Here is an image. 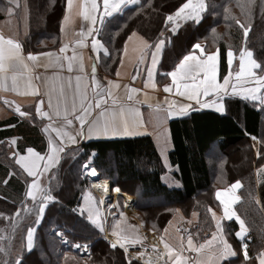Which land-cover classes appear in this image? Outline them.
Wrapping results in <instances>:
<instances>
[{
  "label": "trees",
  "instance_id": "obj_1",
  "mask_svg": "<svg viewBox=\"0 0 264 264\" xmlns=\"http://www.w3.org/2000/svg\"><path fill=\"white\" fill-rule=\"evenodd\" d=\"M65 1L55 0L52 3V0H23L28 30L19 43L24 53L46 52L58 48ZM244 2L245 0H206L209 8L200 24L184 22L176 35L166 33L171 43L166 42L163 48L157 82H166L161 73L171 70L173 63L178 62L177 54L182 56L196 42L203 44L208 51L217 48L220 50L222 56L219 77L222 80L227 72L226 57L223 55L225 50L230 46L238 51L241 46H245L242 30L234 24L231 16L251 23L246 46L253 51L254 58L264 56V15L259 9V0L250 17L243 15L237 6ZM148 3L149 0H138L137 5L125 7L122 12L107 18L100 25L98 38L111 53V58L100 56L98 68L104 75L114 76L122 53L118 50L123 49V43L132 31L143 36L149 43H154L159 30L163 28L164 16L168 11H174L176 0H151L152 7H148ZM20 5L12 14L17 18L23 10L22 4ZM9 6L8 0H0V20L8 16L4 9ZM225 7L229 8L227 20ZM213 28L215 34L211 31ZM225 107L223 115L211 111L191 112L169 122L172 141V149L168 153L172 168L170 176L178 186L163 181L166 170L149 136L88 141L72 147L80 149L77 160L72 159L71 153L63 155L60 164L51 170L57 177L51 186L53 195L59 202L49 204L38 226L34 224V214L21 211L15 232L12 226L9 235L13 251L19 249L27 227L32 226L36 229L34 248L31 252L24 253L27 264H81L83 257L79 249L71 247L75 242L89 245L87 264H128V259L119 247L111 249L104 240L103 233L71 211L81 201V194L87 184V179L81 178L79 165L95 150L93 164L100 177L110 180L113 187L119 186L121 193L135 198V209L140 221L149 232L157 235L162 234L175 210L180 209L185 216H189L191 212L198 213L193 237L196 241L203 240V237L214 230L208 209L217 208L215 192L240 180L242 187L238 194L241 201L235 206V211L246 222L248 240L244 242L248 244L250 257H255L258 250L264 249V176L259 177V182H256L254 173L264 160H259L253 151L251 137L264 139V111L240 98L225 99ZM9 122L13 120L0 122V127ZM23 131L29 137L24 140L21 150L26 145L38 143L34 130L23 128ZM10 134L11 132H0V139ZM258 147L261 145L257 144ZM0 149L6 152L10 150L7 146ZM212 150L216 152L218 160L208 157ZM39 151H43V148L39 147ZM8 172L13 175L5 185L3 180ZM26 180L9 154L0 159V216H12L15 219L14 214L25 198ZM249 191L260 201L259 204L249 197ZM224 225L231 229L228 239L238 251L237 257L224 264H244L239 241L234 236L238 230L237 223L231 220L224 222ZM54 230L64 232L69 243H62ZM4 243L7 244L8 241ZM1 258V264L4 259H8L3 256H0V260ZM132 264L140 263L132 260Z\"/></svg>",
  "mask_w": 264,
  "mask_h": 264
},
{
  "label": "snow or ice",
  "instance_id": "obj_2",
  "mask_svg": "<svg viewBox=\"0 0 264 264\" xmlns=\"http://www.w3.org/2000/svg\"><path fill=\"white\" fill-rule=\"evenodd\" d=\"M8 3L11 6L4 11L11 17L14 9H19L21 5L19 0H8ZM52 3H55V0H52ZM137 3L138 0H99V2L98 0H66V8L60 25L61 33L67 34L76 15L87 22L86 25H81L78 33H74L71 56L67 55V52L69 43L72 42L64 43L61 41L58 52L42 51L36 54L29 52L25 57L22 45L17 40L10 37L5 38L4 35L0 34V90H11L21 95L36 97L37 102L34 105L36 117H39L41 121L44 119L48 121V123L43 124L41 129L47 138L46 149L43 154L30 146L22 151L11 152V158L15 165H18L27 174V177L31 178L30 182L26 180L25 198L21 201V207L17 208L14 214L13 232H15V225L20 219L21 211L34 214V224L38 226L49 204L59 202L57 197L53 195L51 185L57 177L51 170L60 164L63 155L71 153L72 159L77 160L80 149L69 146L78 145L81 140L94 137L133 136L138 134L139 129L146 127L143 116L137 107L138 104L147 103L148 108L152 109L151 116L154 124L161 129L162 119L186 116L194 110L192 102L200 109H214L223 115L226 112L225 98L239 97L251 102L258 110L264 111V56L254 58L253 51L246 46L251 23L247 20L242 22L236 16H231V20L242 30L245 46H241L238 51H234L230 46L225 50L223 55L226 57L227 72L222 76V80L218 78L222 56L220 50L217 48L214 51H208L203 44L196 42L182 56L180 53L177 54L178 62L173 63L171 70L161 73L166 81L170 78V82L163 84V93L168 95L164 97L163 101H156L155 104L149 102L148 92H144V100H140L138 96L134 97L133 94L139 93L141 89L129 88L128 85H121L113 80H108L106 84L97 80V63L101 58L99 55L95 58L90 57L93 59L90 84L84 82L83 76H77L76 88L71 96L69 95V90L72 89L71 76L68 77L66 83L61 78L58 86L55 82L51 85L45 82L44 91H41L39 86L33 83L34 80L41 79L40 76L33 74L32 69L36 66L45 69L49 67L64 69L66 65L68 73H72L75 66L81 73H84V57L82 53L77 52V48L87 47L89 38L91 39L92 52H102L104 57L111 58L109 48L102 43L100 38H97L101 32V28L96 27L97 22L103 25L107 18H112L114 14L122 12L126 6ZM147 6L152 7L151 0ZM237 6L240 7L243 15L250 17L252 10L257 7V0H245L244 3H238ZM258 6L261 14L264 15V0H259ZM173 8L174 11H168L164 16L163 28L159 30V35L154 43H149L143 37L138 36L135 31H132L127 40L124 41V48L118 50L126 53L129 41H139L142 45L138 50L140 63H144L145 57L149 51L151 52V63L147 67V79L144 81L145 89H157L154 72L159 63L158 57L166 42L171 43L166 33L176 35L184 22L192 21L200 24L209 4L206 3V0H176ZM224 12L226 13L225 19H229V15H227L229 8L225 7ZM211 31L215 34V28ZM197 50H199L198 53ZM41 57L46 58L47 62L30 63L37 62ZM237 57L238 66L233 67ZM120 62L123 64V58ZM137 75H139L138 72ZM117 76H119L118 71ZM132 79L135 80L136 75H133ZM9 80L11 81L10 88ZM121 87L125 89L123 97L115 91ZM89 88L92 90L91 96H89ZM173 95L183 98L188 103L169 99ZM44 97H47V110L44 107ZM109 101H111L110 105ZM4 103L14 106V111L21 118L33 119L31 113L21 110L20 105L7 99L4 100ZM157 136L164 167L171 169L166 155L171 146L169 138L166 132L162 130L157 132ZM251 139L256 142L253 147H256V144L261 145L256 149V156L259 160H264V139L257 140L255 136H252ZM10 143L15 146L17 140L13 138ZM95 155V150H93L79 165L85 176H98L97 167L93 164ZM12 175V172L8 173L9 177ZM256 176L258 182L259 177L264 176V163H260L256 168ZM3 183L6 185L8 180L5 179ZM96 187L102 189L104 193L109 191L108 182L97 184ZM241 187V181L236 180L224 187L223 190L215 192V199L223 208V216L217 218L212 209H208V212L212 213V220L215 221V230L210 237H203L202 243H194V238L190 233L187 235L186 246L183 236L179 238L177 244H170L161 236L158 243L152 245V251L157 253L156 264H160L161 260H163V264H224L230 258L237 257L238 251L228 239L231 229L221 223V220L224 219L229 221L234 219L238 224V230L235 231L234 236L239 241V250L243 253L244 264H257V262L264 264V250H258L255 257H250L248 244L244 242L248 227L245 220L233 208L235 204L241 201V197L237 195V190ZM113 191L120 193L121 189L116 186ZM248 195L255 203H260L251 191ZM28 201H31V207H29ZM102 203L103 199L97 201L91 191L84 190L81 194V201L71 211L86 219L100 233H105L107 231L105 223L98 210L99 204ZM176 211L179 212V209ZM118 215L120 219L115 220L111 226V237L105 235L104 239L108 241L111 249L117 247L122 249L128 259V264H132L133 255L142 259L144 253L138 250L133 254L129 252V248L137 244H141L143 247V242L146 241L147 237L137 235L136 226H122L126 217L123 212H119ZM196 215V212L192 213L193 217ZM171 223L169 221V225ZM35 231V227H27L20 247L15 252L11 244V237L0 235V256L8 257V259L3 260V264H27L24 253L33 250ZM54 231L62 243H69L64 232ZM176 231L179 233L181 230L177 229ZM184 231L187 232V229ZM164 232H168V228H165ZM5 241L8 243L5 244ZM159 244H163L167 259H164L163 253L157 252ZM71 247L86 251L89 245L75 242L71 244ZM185 251L199 254L198 258L190 262L183 255ZM146 264H153V262L149 260Z\"/></svg>",
  "mask_w": 264,
  "mask_h": 264
},
{
  "label": "crops",
  "instance_id": "obj_3",
  "mask_svg": "<svg viewBox=\"0 0 264 264\" xmlns=\"http://www.w3.org/2000/svg\"><path fill=\"white\" fill-rule=\"evenodd\" d=\"M98 2H99V0H98ZM137 4H130V5L126 6V7L135 6ZM65 8H66V1H65ZM64 12H65V10H64ZM64 12H63V15H64ZM23 15H26V11L21 13L20 17H22ZM63 15H62V18H63ZM62 18H61V21H62ZM61 21H60V25H61ZM86 24H87V22L83 21L82 17H80L79 15H76L74 17V19H73L72 25L70 26V30L67 32L66 35L61 33L60 27H59V34H60L59 46H58L57 49L52 50V51L58 52V49L61 46V41H63L64 43L72 42V43H69V49H68V52H67V55L71 56L72 55V47H73V44H74V33H78L79 30H80L81 25H86ZM22 27L23 26L21 25V23L18 24L17 19L14 18V17H9L8 16L6 19L0 20V34L4 35L5 38H9L10 37V38H13V39H15V40H17L19 42L20 41V34H23V32H24ZM96 27L100 28L99 22H97ZM137 35L140 36V37H143V36H141L138 33H137ZM125 40H127V38ZM144 40H146V39L144 38ZM141 47H142V45L140 44L139 41H129L128 42L127 52L125 53V52L122 51L120 59H119V63H118L117 68L115 70V74L112 77L104 75L103 73L100 72V70L98 68V66H99V62H98L97 63L96 78L102 84H106L108 80H113V81H116V82L120 83L121 85H128L129 88L135 87V88L141 89V91L139 93L133 94L134 97L138 96L140 100H144L145 99L144 92H148L149 96H150L149 102L155 104L156 101H163L164 97L166 95H168V94L163 93V84L164 83L163 84H159V82H157L159 63L157 64L156 70L154 72V79L157 82V89L153 90L151 88H148V89L144 88V81L147 79V67L151 63V52L149 51L148 55L145 57V62L144 63H140L139 60H138V56H139V51L138 50ZM123 48H124V43H123ZM134 49H135V51H134ZM198 51L199 50H197V53H198ZM77 52L83 54L84 63H85L84 73H81L78 70V68L75 67V66H74V70H73L72 73H68L67 72L66 65H65L64 69H60L59 67H49L48 69H45L43 67L36 66V67H33V69H32L33 74L40 76L41 79L40 80H34L33 83L36 86H39L41 91H44L45 90V82H47L49 85H51L53 82H55L57 84V86H58L59 83L61 82V78H62L63 82L66 83L68 77L71 76V78H72V89L69 90V95L70 96H71L72 92L75 91L76 83H77V81H76V77L77 76H83L84 82L90 84L91 65L93 63V59H90V57L95 58L97 55H99V56L103 55V53L102 52H100V53L92 52V50H91V39L90 38H89V41H88V46L83 48V49L77 48ZM23 54L26 57L28 53H24L23 52ZM33 54H36V53H33ZM161 56H162V52H161L160 56L158 57L159 62L161 60ZM121 58H123V64H121V62H120ZM46 62H47L46 58L41 57V58H39V60L37 62H30V63L40 64V63H46ZM117 71L119 72V76H117ZM137 72L139 73V75H137ZM133 75H136V79L135 80L132 79ZM218 78L220 79L219 74H218ZM166 82H170V78ZM8 85H9V88H10V86H11V81L10 80L8 81ZM115 91L120 96L123 97L125 89L123 87H121L120 89H117ZM91 95H92V90H91V88H89V96H91ZM227 98H239V97H226L225 99H227ZM5 99H7L8 101H12L15 104L20 105L22 111L29 110L30 111L29 113H31L33 119L29 120V119H26V118H21L19 116V114L14 111V106L4 103ZM44 99H45L44 107H45V110H47V97H44ZM125 99H126V97H125ZM169 99L176 100V101L182 102V103H188V101L184 100L183 98L176 97L174 95L170 96ZM36 102H37V98L32 96V95H21V94H18L16 92H13L11 90H9V91L0 90V122H8L9 120H13V122L6 123V124H4L3 126L0 127V132H11L10 135L2 137L0 139V148H3L4 146H7L11 150L10 153H9L10 157H11V152L12 151H22L21 150V147H22L21 145L24 144V140L26 139V137H29V136L25 135V133L23 131V128L26 129V130H28V129L34 130L35 133H36V136L38 137V143H35V144H32V145L29 144V145H26V147H29V146L33 147L36 151H39V147L40 148L42 147L43 151L46 149L47 138H46V135L42 132L41 129L43 127V124L48 123V121H47V119H44L43 121H41L39 117H36L35 108H34V105H35ZM192 103H193V106H194V110L190 111L189 114L191 112H201V111H211V112L217 113L214 109H200L198 106H196L194 104V102H192ZM110 104H111V101H109V105ZM137 107L139 108V110H140V112H141V114L143 116V120L145 121V124H146L145 128L138 130V134L133 135V136H116V137H112V136L103 137V136H101L99 138L94 137L92 139H83V140H81L79 142V144L82 143V142H88V141L113 140V139H124V138H135V137L149 136L152 139V141H153V143L155 145V148L157 150V153H158V155H159V157L161 159V162H162V164L164 166V160L160 156V147L158 146V136H157V132H160L162 130V131L166 132V134H167V136L169 138V141H170V145H171L168 148L167 153H166L167 162L169 163L168 153L172 149V141H171V136H170L168 124H169V122L171 120L178 119V118H181V117H184V116H173V117H170V118H167V119H162V129H161L160 127H157L154 124V122L152 120V116H151L152 109L148 108L147 103L138 104ZM34 120L36 121V123H34ZM76 126L78 127L79 125L77 124ZM54 135L55 134L53 133V136ZM13 138H15L17 140V145H15V146H12L11 143H10ZM251 143H252V146H253L254 145L253 140L251 141ZM78 145L69 146V147L72 148V147H76ZM26 147H25V149H26ZM256 147H253V151L255 153H256ZM43 151H40V152L43 154ZM15 166H17L18 169L21 171V173L24 175V177L27 178V180H28L27 182H30L31 178L27 177V174L24 173L19 168L18 165H15ZM165 170H166V174L170 175V172H171L172 168L171 169L165 168ZM166 174L163 176V181L165 183H166V180L168 179ZM254 174H255V179H256V182H257L258 179H257V176H256V170H255ZM8 178H9V176L7 174V177H5V179L8 180ZM42 179H44V178H42ZM102 181H104V180H102ZM172 182H173L174 186H178L179 185L177 182H175V183H174V181H172ZM25 187H26V184H25ZM109 190H110V186H109ZM220 190H223V189H220ZM238 191L239 190H237V195H239ZM113 192H114V194H116L115 191H113ZM116 196L118 198H120V199L122 198V200H123L122 206H121L119 211L124 213V216L126 217V220L122 222V226H128V225L132 226L133 223L131 222V220H129V218H133V220L136 223V234L146 237L145 233H143L142 231H139V229H141V225H140V222L138 221L137 217L130 216L126 212L127 208H128V204L126 202L127 199L128 198L133 199L132 200L133 202L132 201L131 202L134 204V201H135L134 198L132 196L128 195V194L121 193V192L117 193ZM237 204H235L233 206L234 210H235V206ZM212 212H214L216 214L217 218H220V217L223 216V208L219 204V201H217V208L216 209H212ZM192 213L193 212H191L189 216H185L182 213V211H179V212L176 211V213H174L173 217L170 219V221L172 222L171 225H169V222H168L167 225L165 226V228H168V232H164V230H163V232H162V234L160 236H158L156 234L154 236L157 237L158 241H159L160 237L163 236L164 239L170 244H177L178 241H179V238L181 236H183L184 240H185V246H186L187 235L189 233L192 235V230L194 229V227L197 225V222H198V213H197V215L195 217L192 216ZM109 214H110L109 215L110 216L109 221L112 223V225L115 223V220L120 219V217L118 215L119 213L116 212L115 208ZM210 214H211V218H212V213L210 212ZM188 221H191V223H188ZM226 221H229V220H227V219L221 220V223L224 224V222H226ZM213 225H214V230H215V221H213ZM177 229H180L181 231L178 233L176 231ZM185 229H187V232L184 231ZM106 233L107 234H105V235L111 237V232L109 233V231L107 230ZM211 233L208 234L206 237H210ZM247 233H246L244 241L248 240L247 239ZM202 242H203V240L196 241L194 239V243L198 244V243H202ZM160 245H162V247H163V244H160ZM164 252H165V250H164ZM183 255L185 257H187L188 260L191 262L194 259L198 258L199 254H197L195 252H191V251H185L183 253ZM166 257H167V255H166ZM232 258H234V257H232ZM257 264H258V262H257Z\"/></svg>",
  "mask_w": 264,
  "mask_h": 264
},
{
  "label": "rangeland",
  "instance_id": "obj_4",
  "mask_svg": "<svg viewBox=\"0 0 264 264\" xmlns=\"http://www.w3.org/2000/svg\"><path fill=\"white\" fill-rule=\"evenodd\" d=\"M19 3L20 4H22V13L23 12H25L26 11V6H25V4H23V0H19ZM20 15V14H19ZM8 17V16H7ZM6 17V18H7ZM11 17H14V18H16L17 19V21H18V24H20L21 23V25L23 26L22 27V29H23V34H20V39L26 34V32H27V30H28V23H27V16L26 15H23L22 17H15L14 15H11ZM6 18H4V19H6ZM237 59H238V57H237ZM238 66V60H236V61H234V65H233V67H237ZM24 111H26V112H30L29 110H24ZM34 123H36V121L34 120ZM251 141H252V139H251ZM254 142V141H253ZM254 144H255V142H254ZM251 145H252V143H251ZM256 146H257V144H256ZM253 147V146H252ZM256 149H257V147H256ZM3 149H0V152L2 153L1 155H0V159L2 160V159H4V158H6L7 157V154H9L10 153V151L11 150H9V151H5V150H3ZM216 152H214V150H212L210 153H209V155H208V157L209 158H211V159H213V160H218L216 157H217V154H215ZM69 155V154H68ZM5 156V157H4ZM72 156V155H71ZM215 158V159H214ZM210 160V159H209ZM167 175V180H166V183L167 184H169V185H173V179H172V177L169 175V174H166ZM99 176V178L97 177V179H96V181H94L93 183H94V188H95V190H97L98 192L100 191V192H102L103 190L102 189H99V188H97L96 187V185L97 184H100V183H102V182H108V184H109V182H110V184H109V186H110V190L107 192V194L106 193H103V195L104 196H102V199H103V202H105V204H104V206L102 207L100 204H99V206H98V210H99V213H100V217L104 220V223H105V228H106V230H108L109 231V233L111 232V226H112V223L109 221V219H110V212L115 208L116 209V212L117 213H119V212H121V211H119L120 210V208H121V206H122V203H123V200H122V198L120 199V198H118L117 196H116V194H114V192H113V188H115V187H113L112 186V183H111V181L110 180H106V179H104V181H102L103 179L100 177V175H98ZM81 178L83 179V178H86L87 179V184H86V189L85 190H88V191H91V193L93 194V196L96 198V200L97 201H99V197H98V195L96 194V192H94L92 189H90V187H89V179H88V177L87 176H85L82 172H81ZM170 181V182H169ZM176 181H174V183H175ZM99 192V193H100ZM101 194V193H100ZM112 194V196H113V198L110 200V201H106L109 197H110V195ZM105 195H107V196H105ZM133 197V196H132ZM134 198V197H133ZM133 199H131V198H128L127 199V204H128V208H127V214L128 215H130V216H135V217H137V219H138V221L140 222V225H141V229H139V231H142L143 233H145L146 234V237H147V239H146V241H144L143 242V247L141 246V244H137V245H135L134 247H131V248H129V252L130 253H136L138 250L139 251H141V252H143L144 253V255L145 254H147V253H149V252H151L152 251V245L154 244V243H158V240H157V237H155L154 235L156 234V233H153V232H149L147 229H146V227L144 226V224H142V222L140 221V218H139V216L137 215V212H136V209H135V204H136V201H134V204L132 203L133 201H132ZM134 200H135V198H134ZM130 201V202H129ZM132 201V202H131ZM28 204L30 205L31 204V201H28ZM134 205V206H133ZM29 207H31V205L29 206ZM177 210V209H176ZM176 210H175V213H176ZM179 211H181L180 209H179ZM12 220H13V218H12V216H0V235H7V236H9L10 235V231H11V228H12ZM129 220H131V222L133 223L132 224V226H136V223H135V221L133 220V218H129ZM2 224V225H1ZM195 228V227H194ZM194 230V229H193ZM192 230V235H194V231ZM105 234H107L106 232L105 233H103V237L105 236ZM157 235V234H156ZM158 236H160V235H158ZM105 240V239H104ZM105 241H107V240H105ZM108 242V241H107ZM158 249H160V250H162L163 251V254H164V259H167V257H166V254H165V252H164V250H163V247H162V245H160L159 244V247H158ZM122 250V249H121ZM123 251V250H122ZM79 253H80V255H81V257H83L82 259H81V264H87V262H88V260H87V256H88V250H80L79 249ZM82 255H85L86 257L84 258V256H82ZM133 257H135L134 255H133ZM132 257V260L133 261H135V262H137V263H140V264H143V263H141V262H138V261H136L134 258ZM2 263V258H1V260H0V264Z\"/></svg>",
  "mask_w": 264,
  "mask_h": 264
},
{
  "label": "built area",
  "instance_id": "obj_5",
  "mask_svg": "<svg viewBox=\"0 0 264 264\" xmlns=\"http://www.w3.org/2000/svg\"><path fill=\"white\" fill-rule=\"evenodd\" d=\"M87 177H88V179H89V187H90V189H92L94 192H96V194H97L98 197H99V200H101V199H102L101 194H100L97 190H95V188H94L93 180H92L93 178H92L91 176H87ZM97 177H98V176H97ZM109 184H110V182H109ZM112 198H113V196H112V194H111L110 197H109L106 201H110ZM104 204H105V202H103V203L100 204V205L103 207ZM157 252H159V253H163V251L160 250V249H157ZM133 258H134L136 261L141 262V263H143V264H146V262L149 261V260H151V261L153 262V264H156L157 253L151 251V252L145 254V255L143 256L142 259H139V258H136V257H133ZM160 264H163V260L160 261Z\"/></svg>",
  "mask_w": 264,
  "mask_h": 264
},
{
  "label": "bare ground",
  "instance_id": "obj_6",
  "mask_svg": "<svg viewBox=\"0 0 264 264\" xmlns=\"http://www.w3.org/2000/svg\"><path fill=\"white\" fill-rule=\"evenodd\" d=\"M91 177H92V176H91ZM92 178H93V179H92V180H93V182H94V181H96V179H97V177H92ZM98 178H99V177H98ZM93 185H94V183H93ZM99 192H100V191H99ZM100 193H101V195H102V196H104V195H103V193H104L103 191H102V192H100ZM106 194H107V193H106ZM107 195H108V194H107ZM107 195H105V196H107Z\"/></svg>",
  "mask_w": 264,
  "mask_h": 264
}]
</instances>
